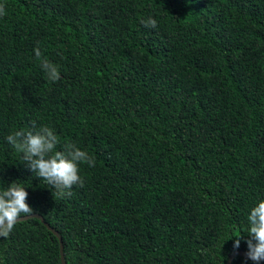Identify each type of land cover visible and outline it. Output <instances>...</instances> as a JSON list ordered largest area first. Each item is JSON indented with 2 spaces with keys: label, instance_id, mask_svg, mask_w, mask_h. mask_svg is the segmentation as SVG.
<instances>
[{
  "label": "trees",
  "instance_id": "obj_1",
  "mask_svg": "<svg viewBox=\"0 0 264 264\" xmlns=\"http://www.w3.org/2000/svg\"><path fill=\"white\" fill-rule=\"evenodd\" d=\"M0 4V190L25 186L65 263L226 264L247 251V216L264 198V0ZM42 125L58 148L95 159L71 195L6 141ZM0 264H62L60 242L39 218L18 221Z\"/></svg>",
  "mask_w": 264,
  "mask_h": 264
},
{
  "label": "clouds",
  "instance_id": "obj_2",
  "mask_svg": "<svg viewBox=\"0 0 264 264\" xmlns=\"http://www.w3.org/2000/svg\"><path fill=\"white\" fill-rule=\"evenodd\" d=\"M6 14L5 6L0 4V16ZM147 27L156 28L157 21L152 17L144 20ZM36 58L47 78L53 82L60 79L58 67L51 61L42 58L40 49H35ZM6 141L16 153L20 154L22 162L32 170L36 177L51 186L56 193L71 195L74 185H83L79 175V165L95 166L94 157L75 143L66 142L62 147L54 129L42 125L30 129H18L6 136ZM28 193L20 181H13L0 190V237L7 238L15 224L22 217L33 216L34 209L26 202ZM249 239L246 241V258L259 264L264 260V198H258L247 216ZM233 247H240V235L236 236ZM231 238V237H229Z\"/></svg>",
  "mask_w": 264,
  "mask_h": 264
},
{
  "label": "water",
  "instance_id": "obj_3",
  "mask_svg": "<svg viewBox=\"0 0 264 264\" xmlns=\"http://www.w3.org/2000/svg\"><path fill=\"white\" fill-rule=\"evenodd\" d=\"M33 216L31 217H22L20 218L21 220H25V219H28V218H32V217H36V218H39L43 224L50 230L52 231V233L58 238L59 242H60V255H61V263L62 264H66L65 263V259H64V253H63V243H62V238L61 236L59 235V233L54 229L52 228L47 222H45V220L43 219V217L39 214H32ZM19 220V221H21ZM246 252L247 251H244V250H234L233 252L230 253L228 259H227V262L226 264H232L234 258L236 256H241V257H244L246 258ZM251 260V259H250ZM261 261H264V260H261Z\"/></svg>",
  "mask_w": 264,
  "mask_h": 264
}]
</instances>
